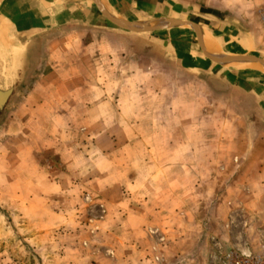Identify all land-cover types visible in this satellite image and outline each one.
I'll return each mask as SVG.
<instances>
[{"label": "rangeland", "instance_id": "rangeland-1", "mask_svg": "<svg viewBox=\"0 0 264 264\" xmlns=\"http://www.w3.org/2000/svg\"><path fill=\"white\" fill-rule=\"evenodd\" d=\"M252 1L250 10L225 17L247 32L248 54L264 61V0ZM146 58H137L134 79L124 78V71L128 75L133 69L125 66L121 85L105 94L114 106L106 109L105 123L59 124L58 154L42 142L36 159L40 172H0V264H52L51 238L56 234L62 235L64 246L70 244V255L93 251L94 256L111 257L96 234L108 212L136 193L153 200L151 205L158 206L154 211H159L128 227H137V264H208L216 246L255 250L264 241V123L253 100L226 88L215 91L207 77L182 73L171 60L156 63ZM129 102L142 106L147 115L141 108L135 114L136 109L125 105ZM243 105L249 107L244 110ZM136 118L142 123L137 136L144 140L133 142L127 138ZM1 123L0 135L7 128ZM99 128L105 132L103 141L93 140ZM150 134L153 140L146 141ZM148 145L154 153L134 154L145 153ZM111 146L117 147L118 156H96L97 148L109 152ZM86 166L87 172L77 171ZM155 167L160 170L151 172ZM149 176L157 188L145 191L128 185L135 180L143 185ZM34 179L43 187L34 188ZM87 179L105 184V189L97 183L86 187ZM18 180L27 186L23 200L17 198ZM5 184L9 198L2 191ZM72 220L75 225H69ZM73 230L79 238L71 237Z\"/></svg>", "mask_w": 264, "mask_h": 264}, {"label": "crops", "instance_id": "crops-1", "mask_svg": "<svg viewBox=\"0 0 264 264\" xmlns=\"http://www.w3.org/2000/svg\"><path fill=\"white\" fill-rule=\"evenodd\" d=\"M252 2L0 0V89L11 86L17 91L0 117L3 128L7 127L0 135V152L5 151L4 156H0V172L14 170L24 173L31 169L40 172L36 159L44 146L42 142L58 154L59 124L98 127L105 123L106 109L114 107L113 103L105 100V94L114 92L113 88L118 89L121 85V72L125 66L133 69L128 70V75L124 71V78L128 77L131 81L136 77L135 62L141 54L156 63L171 60L182 73L194 72L221 81L227 90L241 94L245 100H253L256 114L264 123V70L260 64L247 59L216 63L208 58L251 56L248 54L250 44L245 35L247 32L235 25L233 20L227 21L225 15L239 9L246 12ZM170 20L190 22L195 31L186 25L170 24ZM137 22L148 24L141 32L128 31L120 26ZM229 64L233 66H227ZM125 105L136 109L137 115L139 108L143 110V115L148 113L133 102ZM248 107L243 105L244 110ZM117 116L121 120L124 118L120 113ZM140 124L136 118L130 125L129 141L144 140L137 136ZM96 132L93 140L96 137L99 141L106 139L105 132L100 128ZM145 132L149 133V128ZM151 136H146L145 140H153ZM150 147L148 145L145 153L135 150L134 154L150 155V152L154 153ZM261 147V156L264 157V131L261 132ZM96 150V156L101 158L120 153L117 147L112 146L109 152L101 147ZM14 160L16 163H13ZM261 164L264 165V158ZM88 168L86 166L77 171L82 174ZM159 170L155 167L151 172ZM118 171H122V166ZM261 173V180H264V171L261 170ZM148 179L143 185L136 180L128 185L145 191L157 188V182L152 181L154 178L149 176ZM18 181L21 192L17 198L23 200L27 186L25 182ZM95 183L105 189V184L95 180L87 179L85 186L93 187ZM41 186L36 180L34 188ZM3 187V193L9 198V186ZM140 194L130 197L129 202L119 201L116 211L108 212L106 220L100 224L101 231L96 236L103 248L111 252V257L103 254L94 256L93 251L89 254H86L88 251H78V255H70V244L66 242L64 246L60 239L62 235L56 234L55 239L51 238V263L93 264V260L94 264H137L135 257L138 251L134 240L137 227H128L132 221L143 220L159 212L154 211L153 200L139 198ZM261 221L264 223V196H261ZM69 225H75L74 220ZM72 233L75 235L71 237L79 238L75 230ZM64 250L66 254L63 256L60 253Z\"/></svg>", "mask_w": 264, "mask_h": 264}, {"label": "water", "instance_id": "water-1", "mask_svg": "<svg viewBox=\"0 0 264 264\" xmlns=\"http://www.w3.org/2000/svg\"><path fill=\"white\" fill-rule=\"evenodd\" d=\"M92 1L96 2V0H92ZM169 23L173 25H186V26L191 27L193 31H195L194 25L191 24L190 22H186L182 20H170ZM147 24L148 23L146 22H137L132 25H120V26L128 31L136 32V31L143 29L145 26H147ZM208 58H210L211 61L216 62V63H225V62L235 60V59H247V60H251L253 62L259 63L260 66L264 70V61L259 58L252 57V56L226 55V56H220V57H209L208 56ZM207 82L210 85V87L215 91H221L225 88L224 84L221 81L209 78ZM16 92H17L16 89L11 86L6 89H0V117L3 114L5 107L9 104V102H11V100L15 96Z\"/></svg>", "mask_w": 264, "mask_h": 264}, {"label": "built area", "instance_id": "built-area-1", "mask_svg": "<svg viewBox=\"0 0 264 264\" xmlns=\"http://www.w3.org/2000/svg\"><path fill=\"white\" fill-rule=\"evenodd\" d=\"M208 264H264V241L255 250L231 248L222 250L216 246Z\"/></svg>", "mask_w": 264, "mask_h": 264}, {"label": "bare ground", "instance_id": "bare-ground-1", "mask_svg": "<svg viewBox=\"0 0 264 264\" xmlns=\"http://www.w3.org/2000/svg\"><path fill=\"white\" fill-rule=\"evenodd\" d=\"M242 63H244V62H238L237 64H242ZM235 64V63H234ZM227 66H233V64H229V65H227Z\"/></svg>", "mask_w": 264, "mask_h": 264}]
</instances>
